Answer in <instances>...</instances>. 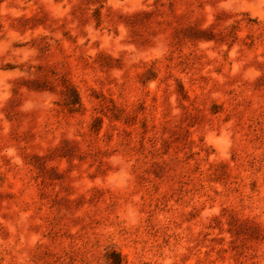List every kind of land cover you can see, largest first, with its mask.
<instances>
[{
    "label": "rangeland",
    "instance_id": "obj_1",
    "mask_svg": "<svg viewBox=\"0 0 264 264\" xmlns=\"http://www.w3.org/2000/svg\"><path fill=\"white\" fill-rule=\"evenodd\" d=\"M0 264H264V0H0Z\"/></svg>",
    "mask_w": 264,
    "mask_h": 264
}]
</instances>
